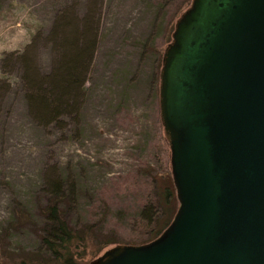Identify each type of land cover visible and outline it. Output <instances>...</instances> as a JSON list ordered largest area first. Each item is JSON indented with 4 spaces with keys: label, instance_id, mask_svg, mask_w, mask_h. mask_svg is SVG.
Wrapping results in <instances>:
<instances>
[{
    "label": "rangeland",
    "instance_id": "obj_1",
    "mask_svg": "<svg viewBox=\"0 0 264 264\" xmlns=\"http://www.w3.org/2000/svg\"><path fill=\"white\" fill-rule=\"evenodd\" d=\"M177 1L0 0V241L8 250L39 247L43 208L56 196L51 182L71 227L124 243L147 179L172 181L156 69ZM60 17L79 30L91 19L96 45L76 111L47 123L29 108L26 78L54 67Z\"/></svg>",
    "mask_w": 264,
    "mask_h": 264
},
{
    "label": "water",
    "instance_id": "obj_2",
    "mask_svg": "<svg viewBox=\"0 0 264 264\" xmlns=\"http://www.w3.org/2000/svg\"><path fill=\"white\" fill-rule=\"evenodd\" d=\"M158 102L176 211L152 241L92 264H264V0H191Z\"/></svg>",
    "mask_w": 264,
    "mask_h": 264
},
{
    "label": "trees",
    "instance_id": "obj_3",
    "mask_svg": "<svg viewBox=\"0 0 264 264\" xmlns=\"http://www.w3.org/2000/svg\"><path fill=\"white\" fill-rule=\"evenodd\" d=\"M191 0L175 2L174 27L180 15L190 6ZM71 26V27H70ZM70 27V28H69ZM53 46L57 52L54 67L45 75H27L29 108L35 116L44 122L63 120L65 114L74 113L83 95L84 81L96 45V27L91 19H85L82 28L60 17L52 25ZM168 41L170 40L167 37ZM158 59L156 60V62ZM161 61L157 67V79ZM161 149L169 155V145L163 129ZM149 191L138 203L136 212L130 219L131 234L124 243L111 240L99 241L92 233L93 226L76 229L62 217L56 197L61 195L58 182H51L52 201L43 208L47 222L38 235L39 247L26 251L8 250L6 237L0 241V264H92L99 256L112 247L103 250L109 244L114 246L140 245L152 241L170 223L176 208L177 199L173 182L169 179L164 184L153 183L149 177ZM17 222V220H16ZM113 246V247H114Z\"/></svg>",
    "mask_w": 264,
    "mask_h": 264
}]
</instances>
